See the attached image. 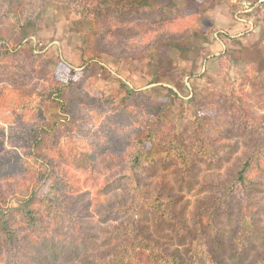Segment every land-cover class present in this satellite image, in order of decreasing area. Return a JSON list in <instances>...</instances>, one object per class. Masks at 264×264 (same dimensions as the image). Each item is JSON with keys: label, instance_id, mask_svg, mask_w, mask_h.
Masks as SVG:
<instances>
[{"label": "trees", "instance_id": "obj_1", "mask_svg": "<svg viewBox=\"0 0 264 264\" xmlns=\"http://www.w3.org/2000/svg\"><path fill=\"white\" fill-rule=\"evenodd\" d=\"M203 3L0 0V69L39 82L34 105L20 113L0 87V109L27 117L16 138L26 159L0 160V202L49 182L42 196L0 206V264H264V65L246 67L236 90L196 101L212 115L200 111L191 129H177L166 116L169 101L126 87L90 95L82 80L56 77L58 58L23 47L49 4L73 14L78 32L90 24L95 54L112 52L113 32L181 23L144 43L139 56L152 67L161 47L185 53L186 38L202 36ZM85 112L101 127L89 144L71 139Z\"/></svg>", "mask_w": 264, "mask_h": 264}, {"label": "rangeland", "instance_id": "obj_2", "mask_svg": "<svg viewBox=\"0 0 264 264\" xmlns=\"http://www.w3.org/2000/svg\"><path fill=\"white\" fill-rule=\"evenodd\" d=\"M175 1L183 5V0ZM198 1L204 2L203 15L198 20V26L204 28L202 36L197 39L187 37L191 47L185 53L161 47L160 57L152 67L147 65L148 58L139 56L144 43L157 33L179 29L181 23L135 26L126 36L113 32L106 39L112 52L95 54L90 24L86 23L84 30L78 32L71 23L75 19L73 14L69 17L63 12L55 14L49 4L40 18L41 30L36 37L24 41L23 47L46 58H58L56 77L61 81L82 80V88L90 95L101 96L123 91L126 87L146 91L152 98L163 102L169 101L168 120L175 123L177 129H191L198 112L213 113L210 108L197 111L196 101L223 87L236 90L246 67L264 65V2L251 6L246 0ZM13 47L14 44L8 46ZM84 69L88 71L86 78ZM156 76L158 82L152 83L151 79ZM38 86V80L30 72L8 67L0 69V87L5 88L9 98L18 101L10 108L17 113L22 107L34 105V88ZM11 110L0 109V160L8 162H12L15 155L24 157L16 146V138L24 131L27 121V117L21 120L9 114ZM100 134V125L85 112L71 139L89 144ZM148 147L154 152L160 150L157 144L151 143ZM48 185L49 182L45 181L35 191L31 185L26 191L7 196L0 206H15L18 200L32 192L42 196Z\"/></svg>", "mask_w": 264, "mask_h": 264}]
</instances>
